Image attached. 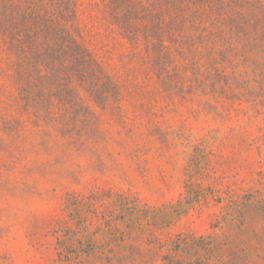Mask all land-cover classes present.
<instances>
[{
  "label": "rangeland",
  "instance_id": "rangeland-1",
  "mask_svg": "<svg viewBox=\"0 0 264 264\" xmlns=\"http://www.w3.org/2000/svg\"><path fill=\"white\" fill-rule=\"evenodd\" d=\"M76 1L92 74L21 81L0 33V264H264V0H221L203 42L208 3L166 34L149 0L160 50Z\"/></svg>",
  "mask_w": 264,
  "mask_h": 264
},
{
  "label": "trees",
  "instance_id": "trees-1",
  "mask_svg": "<svg viewBox=\"0 0 264 264\" xmlns=\"http://www.w3.org/2000/svg\"><path fill=\"white\" fill-rule=\"evenodd\" d=\"M190 1L202 3L207 7L209 5L207 10L203 9L196 13L197 16L207 13L206 17L211 22L209 26L194 27L200 31L198 38L203 42L221 37L220 24L226 19L218 12L224 4L221 0H204L208 5L204 4L203 0H169L173 12L172 20L178 22L174 25L177 27L164 30L163 33L174 32L185 24L184 16ZM150 3L149 0H108V13L112 15L113 23L117 24L128 41L138 42L142 32L146 34V39L151 38L149 46L151 45L152 49L156 46L157 50H160L158 41L163 40V34L153 27L149 28L150 24L138 29L133 21L135 18L147 17ZM134 6L140 7V10L134 9ZM77 18L76 0H0V33L8 51L16 56L15 73L19 80H25L28 73L27 64L32 66V72L35 74L41 72L42 66H47L54 77L60 70L59 66L56 68L57 63L62 66L69 63L77 73L89 75L94 72L97 61L84 44L85 40L80 34ZM259 21L255 20L251 13H246L238 26ZM192 43L194 39L179 41L181 47Z\"/></svg>",
  "mask_w": 264,
  "mask_h": 264
}]
</instances>
